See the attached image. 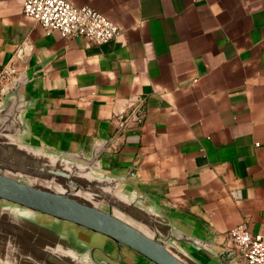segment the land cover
Instances as JSON below:
<instances>
[{
	"label": "crops",
	"instance_id": "obj_1",
	"mask_svg": "<svg viewBox=\"0 0 264 264\" xmlns=\"http://www.w3.org/2000/svg\"><path fill=\"white\" fill-rule=\"evenodd\" d=\"M67 1L119 34L95 45L48 33L25 0H0V73L29 81L28 142L89 155L114 141L103 173L179 229L221 251L237 226L263 234L264 0Z\"/></svg>",
	"mask_w": 264,
	"mask_h": 264
},
{
	"label": "water",
	"instance_id": "obj_2",
	"mask_svg": "<svg viewBox=\"0 0 264 264\" xmlns=\"http://www.w3.org/2000/svg\"><path fill=\"white\" fill-rule=\"evenodd\" d=\"M28 83L19 74L0 103V264H121L123 249L151 264H203L193 252L238 264L233 249L184 232L124 188L126 177L103 173L114 141L95 144L89 155L31 145ZM80 229L109 239L118 256L79 239Z\"/></svg>",
	"mask_w": 264,
	"mask_h": 264
},
{
	"label": "built area",
	"instance_id": "obj_3",
	"mask_svg": "<svg viewBox=\"0 0 264 264\" xmlns=\"http://www.w3.org/2000/svg\"><path fill=\"white\" fill-rule=\"evenodd\" d=\"M23 10L48 33L58 32L63 37H82L91 44L101 45L119 34L118 26L104 15L67 0H25ZM18 75L12 67L0 73V100ZM229 237L238 264H264V233L252 234L245 225H240L229 232Z\"/></svg>",
	"mask_w": 264,
	"mask_h": 264
},
{
	"label": "rangeland",
	"instance_id": "obj_4",
	"mask_svg": "<svg viewBox=\"0 0 264 264\" xmlns=\"http://www.w3.org/2000/svg\"><path fill=\"white\" fill-rule=\"evenodd\" d=\"M74 229L73 226L69 225L68 227L65 226V229ZM77 233L79 239L89 243L91 246L94 247H100L104 249L105 251L111 253L114 256H118L117 248L116 246L107 238L101 236V235H96L93 233H90L86 230L80 229L78 231L75 230Z\"/></svg>",
	"mask_w": 264,
	"mask_h": 264
}]
</instances>
